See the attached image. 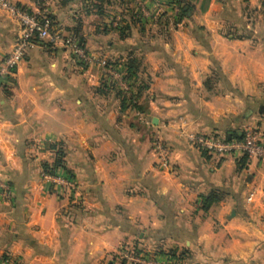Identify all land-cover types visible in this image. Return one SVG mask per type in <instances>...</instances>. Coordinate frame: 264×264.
<instances>
[{
    "label": "crops",
    "instance_id": "0c3cea01",
    "mask_svg": "<svg viewBox=\"0 0 264 264\" xmlns=\"http://www.w3.org/2000/svg\"><path fill=\"white\" fill-rule=\"evenodd\" d=\"M7 1L30 12L40 2L97 59L122 64L135 49L132 85L144 91L139 110L123 108L99 64L84 69L60 45L29 51L0 88V264H138L121 256L132 248L159 263L264 264V160L188 140L244 128L264 139V0H183L192 11L164 41L134 23L111 26L116 0L100 12L93 0ZM18 32L0 9V62ZM156 137L171 149L167 171ZM59 152L55 173L71 177L73 191H51L42 178ZM213 193L219 201L203 210Z\"/></svg>",
    "mask_w": 264,
    "mask_h": 264
},
{
    "label": "built area",
    "instance_id": "2783aa9c",
    "mask_svg": "<svg viewBox=\"0 0 264 264\" xmlns=\"http://www.w3.org/2000/svg\"><path fill=\"white\" fill-rule=\"evenodd\" d=\"M38 4L41 6L40 2ZM0 9L10 13L17 21L19 32L14 47L0 62V88L8 84L14 77L16 70L26 55L35 46L41 43H48L53 47L60 45L71 55L78 66L88 68L92 64L97 63L102 68L104 81L108 87H116L123 97L134 100L136 93L132 82L125 80V73L121 68L111 65L108 59H97L85 47L80 38L74 33H66L62 29L57 28L51 15L46 9L37 12H30L28 9L20 8L17 5L0 0ZM137 101V100H136ZM130 107H132L130 105ZM242 141H226L216 137H210L199 134H191L188 136L189 142L203 152L214 153L218 155H230L232 153H240L248 156L250 159L264 160V139L261 133L255 129L244 128L242 131ZM154 149L156 150V158L159 167L167 171L170 167L171 149L159 137L154 140ZM43 180L48 184L51 191L54 189L62 190L69 188L74 190L75 186L71 177H61L43 173ZM2 195L5 200L11 199V190L9 186L2 187ZM252 200V196L249 201ZM126 258L137 262L138 264H175L171 260L165 263H159L155 256L141 254L138 256H126ZM7 264H12L6 261Z\"/></svg>",
    "mask_w": 264,
    "mask_h": 264
},
{
    "label": "rangeland",
    "instance_id": "374dc122",
    "mask_svg": "<svg viewBox=\"0 0 264 264\" xmlns=\"http://www.w3.org/2000/svg\"><path fill=\"white\" fill-rule=\"evenodd\" d=\"M93 1H94L93 5L96 6L95 10L97 12H100L102 6L104 7V5L107 4V2H110L108 0H93ZM152 2L154 3V9H153L154 12L152 11L151 16L147 17L145 14L151 11L148 8V5H146L145 0H116L114 5H112V7L108 9L110 25L111 26L115 25L116 26L115 29L122 30L125 29V27L127 28V25L134 23L140 30H144V28L149 29L150 32L149 35L148 34L147 35L149 36L150 39L155 38L158 39L159 41L169 40L172 35L169 33L167 28L169 27L172 30H175L179 25V23L181 24L182 20H180V16H179L180 12L178 10L175 11L174 14L173 13L169 14L168 12L165 13L163 12V10L160 9V6H162L165 3V5L167 4L170 7V9L171 6L174 7V10L179 8V6L174 2V0H162V2L161 0H153ZM40 7H41L40 5L39 7H37L38 9L37 11H40ZM103 9H105V7ZM127 31L129 30L127 29ZM123 252L125 253V254L121 253V256L123 257H126L127 255L128 256L134 255V257L139 255L135 252L134 248H132L131 250H125Z\"/></svg>",
    "mask_w": 264,
    "mask_h": 264
},
{
    "label": "trees",
    "instance_id": "16d2710c",
    "mask_svg": "<svg viewBox=\"0 0 264 264\" xmlns=\"http://www.w3.org/2000/svg\"><path fill=\"white\" fill-rule=\"evenodd\" d=\"M63 1L68 3V2H71L73 0H63ZM174 2L179 6L180 20L188 18L189 14L192 11L190 5L188 3H185L183 0H174ZM17 6L20 8H24L20 5H17ZM24 9H26V8H24ZM119 30H120V32H123L124 30H126V27H125V29H122V30L119 29ZM72 33L77 35L80 38L81 42L83 44H85L83 37L77 31H73ZM135 51L136 50L133 49V50L128 52V58L125 61V63L118 64L117 62L111 61L112 66H114L116 68L119 67L123 70V72L125 73V80L130 81V82L133 81L134 77H137L138 70L140 68L139 59L136 58L134 55ZM106 89L107 90H115V89L117 90V88L114 86L106 87ZM143 91H144V87L142 85L138 86L137 91H136L135 96H134L135 99L131 100V99H128L127 97H123L122 93L118 90V94L122 100L123 108H126L127 106L131 105L135 110H139L138 103L136 100H138V98L140 97V95L142 94ZM225 140L226 141H232V140L242 141L243 140V134H242V132H240V133L238 132V133L231 135L229 138H227ZM247 157L248 156H245L244 158L247 159ZM61 167H63V154L61 152H59L58 159L55 162L54 166L50 167V166L44 164L43 170H44V173L54 175V174H56L55 173L56 169L61 168ZM67 177H69V176H67ZM218 201H219V197L214 193L207 196V197H204L203 210H209ZM124 262H126V261H124Z\"/></svg>",
    "mask_w": 264,
    "mask_h": 264
},
{
    "label": "water",
    "instance_id": "95a60500",
    "mask_svg": "<svg viewBox=\"0 0 264 264\" xmlns=\"http://www.w3.org/2000/svg\"><path fill=\"white\" fill-rule=\"evenodd\" d=\"M112 264V263H111Z\"/></svg>",
    "mask_w": 264,
    "mask_h": 264
}]
</instances>
